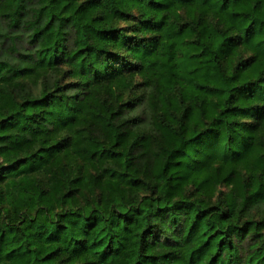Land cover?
I'll list each match as a JSON object with an SVG mask.
<instances>
[{
  "label": "trees",
  "instance_id": "16d2710c",
  "mask_svg": "<svg viewBox=\"0 0 264 264\" xmlns=\"http://www.w3.org/2000/svg\"><path fill=\"white\" fill-rule=\"evenodd\" d=\"M0 264H264V0H0Z\"/></svg>",
  "mask_w": 264,
  "mask_h": 264
}]
</instances>
